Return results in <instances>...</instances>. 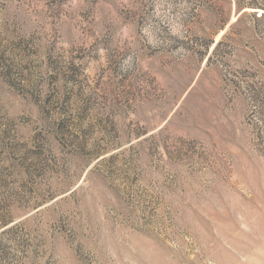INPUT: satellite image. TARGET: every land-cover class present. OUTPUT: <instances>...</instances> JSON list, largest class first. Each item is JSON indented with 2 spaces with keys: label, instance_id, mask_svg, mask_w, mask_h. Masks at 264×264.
<instances>
[{
  "label": "rangeland",
  "instance_id": "374dc122",
  "mask_svg": "<svg viewBox=\"0 0 264 264\" xmlns=\"http://www.w3.org/2000/svg\"><path fill=\"white\" fill-rule=\"evenodd\" d=\"M200 1L0 0V264H264V38Z\"/></svg>",
  "mask_w": 264,
  "mask_h": 264
},
{
  "label": "trees",
  "instance_id": "16d2710c",
  "mask_svg": "<svg viewBox=\"0 0 264 264\" xmlns=\"http://www.w3.org/2000/svg\"><path fill=\"white\" fill-rule=\"evenodd\" d=\"M233 2L235 5L236 14L243 10L245 11L242 12L236 21L228 27V30L222 39H226L228 37L230 38L231 35L235 37L239 36L235 39H240V36H242L244 33L250 34L251 37L261 36L264 38V0H233ZM218 6L215 1L201 0L198 10H213L217 16V29L223 30L228 24L229 19ZM243 23H246L244 27H242ZM222 39L215 45L214 51L219 47V45L222 44ZM2 225L7 226V223L4 222Z\"/></svg>",
  "mask_w": 264,
  "mask_h": 264
}]
</instances>
